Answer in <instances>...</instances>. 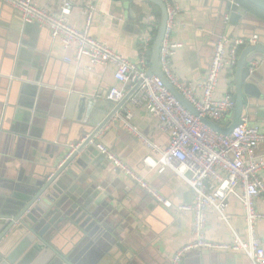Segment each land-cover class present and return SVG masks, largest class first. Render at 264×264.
Listing matches in <instances>:
<instances>
[{"label": "crops", "instance_id": "1", "mask_svg": "<svg viewBox=\"0 0 264 264\" xmlns=\"http://www.w3.org/2000/svg\"><path fill=\"white\" fill-rule=\"evenodd\" d=\"M33 1L58 15L61 0ZM163 1L178 9L171 40L180 46L171 57L170 74L176 80L191 82L197 99L201 98L199 86L205 79L218 37L255 34L264 44V18L255 11L247 12L250 16L237 17L233 25L223 28V20L230 12L228 4L234 5L231 0ZM89 3L97 8L90 35L131 63L137 64L144 57L148 70L146 51L151 47L158 27L159 8L138 2L143 11L138 6L124 11L120 3L111 0H76L68 17L72 26L84 27L83 9ZM150 16L157 22L150 20ZM145 42L148 45L142 53ZM73 55V52H65L59 41L52 40L47 29L24 25L20 13L0 1V197L10 198L23 181H39L60 165L63 149L78 142L82 136L81 99H106L110 88L121 86L113 77L112 65H99L88 70L87 58L71 64L64 61L65 57L73 58ZM234 70L226 58L214 100H220L226 94L235 99L231 84ZM251 72L255 74L251 82L258 97H243L246 108L242 119L264 132V65ZM32 104V120L25 127L23 119ZM250 106L252 108L248 110ZM124 107L132 113L127 123L130 128L124 126L123 117H116L99 132V142L168 201L170 207L155 201L128 176L116 172L111 163L98 156L95 158L97 165L91 164L85 171L95 178L87 180L88 185L94 187L91 194L94 197L88 211L81 210L74 225L65 229L63 238L69 246H82L88 213L97 210L106 213L110 209L102 221L112 234L89 244L87 256L95 258L101 254V257L119 260L120 264H173L174 254L192 239L191 215L177 210L178 206L191 202V191L170 170L160 171L156 164L159 153L148 145L166 149L170 143L169 135L156 127V120L144 109L129 102ZM229 122L230 119L227 124ZM257 153L264 156V144L259 145ZM145 159H148V165ZM260 177L264 181V171ZM254 210L264 214V193L254 201ZM227 214L232 230L219 221L213 209H208L206 239L230 242L235 233L248 241L244 208L233 197L229 199ZM92 221L93 218L88 223ZM253 234L264 247V224L255 223ZM179 264L250 263L242 252H192Z\"/></svg>", "mask_w": 264, "mask_h": 264}, {"label": "built area", "instance_id": "2", "mask_svg": "<svg viewBox=\"0 0 264 264\" xmlns=\"http://www.w3.org/2000/svg\"><path fill=\"white\" fill-rule=\"evenodd\" d=\"M0 1L17 10L24 24H36L47 29L52 40L59 41L65 52H73V58L65 57V62L71 64L87 58L88 70L99 65H112L113 77L121 85L110 88L106 95V99L112 104L120 103L133 86L139 83L126 102L144 109L156 120V127L169 135L170 143L166 149H155L150 143L148 145L159 153L156 164H159L160 171L170 170L184 181L192 195L189 204L177 207L179 212L191 215L192 239L174 254L173 264H179L184 256L192 252H242L250 264H264V247L253 234L255 223L264 224V214L254 210V201L264 193V181L260 177V173L264 171V156L257 153L259 145L264 144V132L258 127L249 126L243 120L230 134L222 135L201 121L205 117L219 125H227L235 99L231 94H226L222 99L214 100L213 94L226 58L231 69H235L239 49L256 45L257 35L219 37L213 48L205 79L199 86L202 90L201 98L197 99L192 83L174 79L169 71L171 57L180 45L171 40L178 9L166 5L167 24L160 49L161 69L177 91L199 112L196 117L176 100L158 77L147 74L144 57L137 64L131 63L90 35L89 29L97 12L95 4L84 6L85 25L80 29L68 22L76 0H61L58 15L37 6L33 0ZM231 1L239 7L235 0ZM149 19L156 21L154 16ZM147 45L145 42L142 53ZM261 65H264V58L251 63L250 69L254 70ZM122 110L124 116L120 117H123L124 126L130 128L127 123L132 118V113L124 106ZM96 137H99V133ZM97 147L116 172L124 173L156 201L170 207L168 201L129 169L110 149L101 144ZM147 160L145 159V163L148 165ZM232 197L244 208L248 241H243L235 233L234 240L230 242L207 240L205 226L208 209H213L219 221L232 230L227 214L228 202Z\"/></svg>", "mask_w": 264, "mask_h": 264}, {"label": "water", "instance_id": "3", "mask_svg": "<svg viewBox=\"0 0 264 264\" xmlns=\"http://www.w3.org/2000/svg\"><path fill=\"white\" fill-rule=\"evenodd\" d=\"M111 1L120 3L124 11L138 6V2L153 4L159 8L158 27L152 45L146 51L149 59L147 74L158 77L176 100L198 117L199 112L177 91L161 69L160 49L167 24L166 3L163 0ZM244 1L264 12V0ZM138 8L143 11V7L138 6ZM228 8L230 12L229 16L223 20V28L233 25V21L239 16L245 14L250 16L240 6L228 4ZM258 22L262 24L261 21ZM24 25L38 27L36 24ZM218 39L219 37L215 41L217 42ZM263 58L264 44L259 41V37L256 45L243 47L238 55L232 80L235 105L230 122L222 126L208 118H201V121L211 130L228 135L243 123L242 118L246 108L243 97H258V92L251 82L255 74L251 72L250 65ZM138 84L136 83L117 105L104 99L105 97L100 100L81 99L83 114L79 120L83 128L82 136L78 142L63 149L60 153L62 156L60 165L51 169L39 181H23V185L18 186L10 198L0 197V264H120L119 260L107 259L105 256L101 257V254L95 258H90L86 254L89 244H94L93 242L100 237L107 239L111 236L112 232L105 229L106 225L102 221L110 209L106 213H101L103 210H97L98 213L95 211L88 213V221L84 222L86 230H84L85 237L82 246L77 248L69 246L63 234L69 225H74L75 218L81 210L88 211V205L94 197L91 196L94 187L88 185L87 180H95V178L90 177L89 172H85L86 168L91 164L97 165L95 158L98 156L110 163L105 156L100 154L97 147L100 142L96 136L116 117L118 119L124 114L122 107ZM251 108L250 106L247 109L251 110ZM28 110L29 113L26 112L25 119H23L25 127L32 120L33 104L29 105ZM91 218L93 221L88 223Z\"/></svg>", "mask_w": 264, "mask_h": 264}, {"label": "trees", "instance_id": "4", "mask_svg": "<svg viewBox=\"0 0 264 264\" xmlns=\"http://www.w3.org/2000/svg\"><path fill=\"white\" fill-rule=\"evenodd\" d=\"M240 7H242L243 9L246 10V12L248 13H254L252 11H255L257 13H259L260 15H262V17L264 18V12H262L261 10L257 9L256 7L252 6L251 4H249L248 2L244 1V0H235ZM243 48H240L238 51V55L239 53L242 51ZM234 69V68H233ZM233 80V79H232ZM233 84V83H231Z\"/></svg>", "mask_w": 264, "mask_h": 264}]
</instances>
